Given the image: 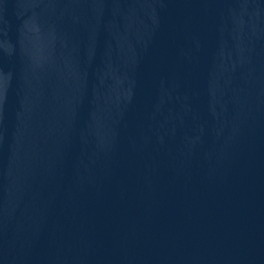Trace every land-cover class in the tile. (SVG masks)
I'll use <instances>...</instances> for the list:
<instances>
[{"label": "water", "instance_id": "water-1", "mask_svg": "<svg viewBox=\"0 0 264 264\" xmlns=\"http://www.w3.org/2000/svg\"><path fill=\"white\" fill-rule=\"evenodd\" d=\"M0 264H264V0H0Z\"/></svg>", "mask_w": 264, "mask_h": 264}]
</instances>
